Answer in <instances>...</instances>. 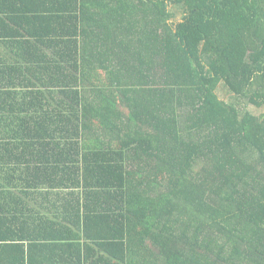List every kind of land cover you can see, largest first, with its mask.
Wrapping results in <instances>:
<instances>
[{
    "label": "trees",
    "instance_id": "1",
    "mask_svg": "<svg viewBox=\"0 0 264 264\" xmlns=\"http://www.w3.org/2000/svg\"><path fill=\"white\" fill-rule=\"evenodd\" d=\"M246 105L264 0H0V264H264Z\"/></svg>",
    "mask_w": 264,
    "mask_h": 264
},
{
    "label": "rangeland",
    "instance_id": "2",
    "mask_svg": "<svg viewBox=\"0 0 264 264\" xmlns=\"http://www.w3.org/2000/svg\"><path fill=\"white\" fill-rule=\"evenodd\" d=\"M218 95L220 96V98L225 99L226 101H229L230 98L226 92V90L224 88H222L221 86H219L218 90H217ZM242 108V106L240 107V109ZM245 109L251 113H253L254 115H260L261 113L264 112V109H256L255 107L246 105ZM242 110H244L242 108Z\"/></svg>",
    "mask_w": 264,
    "mask_h": 264
}]
</instances>
